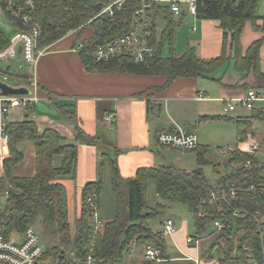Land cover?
<instances>
[{
    "label": "trees",
    "instance_id": "1",
    "mask_svg": "<svg viewBox=\"0 0 264 264\" xmlns=\"http://www.w3.org/2000/svg\"><path fill=\"white\" fill-rule=\"evenodd\" d=\"M108 0H39L36 19L41 24L42 32L39 39V48L48 47L67 34H74L77 43L83 45L78 53L89 72L129 74L137 76L166 77L165 91L177 79H212V75L233 63V70L245 77L252 75L259 81H264V72L261 67V50L264 46V15L259 16L261 0H195L197 17L220 23L224 32V41L220 57L211 60L200 59L195 48H188L182 57L174 54L176 24L172 20L169 5H156V11L166 15L167 26L161 36L157 37L156 30L152 43L158 46L157 55L142 64H136L127 58L116 59L110 63L99 64L93 59L94 52L101 45L107 44L130 31L136 3L128 1L123 8L115 13L113 18L97 17ZM96 18V19H94ZM91 23L87 24L90 20ZM261 21V25L258 22ZM247 23H252L255 30L263 34V39L253 43L246 52L242 46V35ZM87 24L86 26H84ZM90 30V32L88 31ZM10 43L0 30V50H4ZM168 45L170 53L164 52ZM166 54V55H165ZM9 75L8 72H2ZM27 85L31 79L26 76H17ZM263 95V94H261ZM62 114L76 126L77 142L87 146H99V139L87 135L81 127L76 111L72 106H59ZM264 114V112H262ZM264 117V116H263ZM216 118H202L213 120ZM238 123V127H241ZM9 158L4 162L5 177L0 178V233L9 238L13 232H23L32 226L39 216L43 217L46 228H53L59 237L61 247L73 248V256L83 259L90 252L100 264H122L126 254L133 247L153 246L161 250L164 259L173 258L166 238L152 225L153 220L159 218L166 210L165 204L151 209L148 206L147 195L150 183L155 184L157 196L169 205H183L193 216L195 235L198 239L207 242L203 249L205 262L217 260L219 264H250L245 246H250L256 257L264 263L262 258V242L258 232L259 225L251 218L236 221L235 232L218 235L212 227L216 220H226L232 224V213L225 215L213 207L202 204L212 191L213 185L205 177L202 166L207 164L205 155L207 148L198 154L199 168L188 172L174 165H161L153 168H140L134 178H124L121 175L118 156L123 151L102 154L101 167L109 168L112 191L116 200V217L106 222L102 233L95 236L94 207H100V198L105 186L102 179L88 183L83 189V204L80 216L73 226L69 220L67 192L64 185L58 183L61 178L74 177L79 149L78 145L69 144L56 131L41 132L34 122L24 121L11 123L8 127ZM246 132L238 133L239 144L246 141ZM31 142L36 152V174L32 178H18L13 169L24 160L20 151L22 142ZM199 149V148H198ZM197 149V150H198ZM196 150V151H197ZM245 160L252 161V168L247 170L237 167L222 179L232 180L241 186L249 184L264 185L263 167L259 166L256 157L236 150L230 156L229 165H240ZM60 161V165H58ZM10 187V196L5 199L7 187ZM92 203H88V199ZM236 206H243L251 212L262 210L264 200L252 203L245 199ZM205 213V217H201ZM162 219L159 223L161 225ZM93 249H84L91 247ZM64 254V253H63ZM56 253L55 264H77L73 259H67ZM49 253L45 250L42 262H46ZM141 264H154L141 261ZM166 264H179L171 262ZM183 264V263H182Z\"/></svg>",
    "mask_w": 264,
    "mask_h": 264
},
{
    "label": "crops",
    "instance_id": "2",
    "mask_svg": "<svg viewBox=\"0 0 264 264\" xmlns=\"http://www.w3.org/2000/svg\"><path fill=\"white\" fill-rule=\"evenodd\" d=\"M180 1L183 11L181 16H176L169 9V14L176 24L175 56L182 57L188 48L192 47L196 49L200 59L211 60L220 57L224 41V32L220 23L199 19L190 14L188 8L193 0ZM262 1L264 0H261V3ZM259 8L258 14L263 16L264 9ZM167 21L163 12L155 11L154 29L158 40L167 26ZM261 23L259 21L258 25L260 26ZM160 24L163 29L161 28L158 34ZM261 39L263 34L257 32L252 23H247L242 35L244 51L246 52L253 43ZM78 46L76 39L69 37L48 46L37 68L33 69L32 78L29 77L31 81L35 80L39 87L40 102L31 109L17 108L10 114V123L34 122L41 132L56 131L67 143L78 145L79 156L74 177L61 178L58 181L64 185L67 192L70 224L72 219L75 223L81 214L84 187L99 179L104 182L105 169L101 167L102 155L99 151L102 138L109 141L110 154L118 149L123 151L118 156V164L124 178H134L140 168L167 165V156L172 153V149L160 147L157 144V135L174 129L175 125L196 133L198 127L204 123L229 122L237 125L252 123L249 129L255 131L245 134L246 143L239 144L237 138L236 145L231 148L247 153L249 145L255 142L264 143L263 127L261 131L260 126L255 124L257 119H260L258 114L245 117L231 114L236 111H226L225 99L241 98L250 90H264V81H259L252 75L245 77L236 73L233 70V63L212 75L215 80L221 79L220 82L202 78L177 79L170 88L159 91L165 87L168 80L166 77L89 72L76 52ZM165 50L167 54L170 53L168 45ZM261 67L264 72V46L261 50ZM20 81L21 87L27 86L23 79ZM59 106H72L85 133L97 137L99 146L78 143L76 126L62 114ZM262 107H264L263 103L256 109L258 113H262L260 109ZM112 114L116 116L113 125L105 122V117ZM202 118L216 119L201 121ZM203 148L209 149L200 143L197 154ZM20 151L24 155V160L13 169L14 176L32 178L36 174L35 146L25 141L20 144ZM260 154L256 158L259 159ZM8 158L9 148L1 149L0 178L4 176V162ZM59 163L60 161L57 164L60 165ZM107 169V177H110L109 168ZM226 175L220 176L215 182L208 181L211 185H215ZM173 220L178 225L177 220ZM189 236L193 235L189 234L187 223H182L172 239L174 249L169 245L170 250L179 255L178 258L181 255L194 259L199 257V249L187 242ZM206 246L207 242L201 241L202 251ZM202 264L219 263L217 260L210 262L204 260Z\"/></svg>",
    "mask_w": 264,
    "mask_h": 264
},
{
    "label": "built area",
    "instance_id": "3",
    "mask_svg": "<svg viewBox=\"0 0 264 264\" xmlns=\"http://www.w3.org/2000/svg\"><path fill=\"white\" fill-rule=\"evenodd\" d=\"M128 1L136 3L130 31L107 44L99 46L93 55L96 63H110L116 59L127 58L136 64H142L153 59L156 57L158 49L157 45L152 43L156 5H169L172 13L176 16H181L183 13L180 0H108L97 17L103 15L113 18L115 13L120 11ZM38 4L39 0H0V11L17 30L15 36L9 39L10 43L8 46L4 50H0V63L15 57L21 49L20 54L23 56L24 61L33 69L37 68L40 58L47 52V47L39 48L42 28L36 19ZM188 11L197 17L195 0L190 3ZM1 32L7 37L6 33L2 30ZM75 33L76 31H72L65 37H70ZM82 48L83 45L80 44L76 48V52L79 53ZM26 88L29 91L26 95L11 96L0 93V150L9 148L10 137L7 130L11 124V112L17 108L31 109L40 102L39 87L35 80H32ZM224 102L226 111L229 112L236 111L238 107L251 110L255 108L256 103L264 104V96L255 90H250L241 98L225 99ZM115 121L116 116L114 114L105 117V122L109 124L113 125ZM157 144L167 149L190 152L199 148L200 141L197 133L189 132L183 127L175 125L174 129L157 135ZM263 149L264 143L255 142L248 147L247 153L256 157ZM235 152L236 149L231 147L223 150V154L227 156H231ZM252 166L251 160H245L240 164V167L247 170L251 169ZM9 195V191H6L5 199ZM245 199L250 200L252 203L264 200V185L252 183L248 186H241L232 180L221 179L213 185L208 198L202 204L206 207L215 208L223 215L227 211H231L232 224L226 220L213 222L212 227L218 235L226 234L229 231L235 232L237 229L236 221L238 220L251 218L256 221L259 225L258 232L261 237L262 258L264 260V212L262 210L251 212L243 206H236V203L242 205V201ZM88 203H92L91 198L88 199ZM97 211V208L94 207L93 221L97 230L96 233L103 231L105 228V223L100 219ZM200 216L205 217V213H201ZM158 230L164 238L168 239L175 236L178 228L175 221L169 218L163 221ZM16 235L22 237L21 242L13 240ZM201 241L203 240L194 236H189L187 239L188 244L195 245L199 249V257L196 259L183 255L180 258L164 259L161 250L146 245L144 246V260L154 264L171 262L202 264L204 259ZM244 251L247 253L250 264H264L256 257L250 246H245ZM44 253L45 249L41 243L40 236L32 226L27 227L23 232H13L9 238L5 234L0 233V264H45V262H42ZM73 261L77 264H100L92 253H89L83 259L75 258Z\"/></svg>",
    "mask_w": 264,
    "mask_h": 264
},
{
    "label": "rangeland",
    "instance_id": "4",
    "mask_svg": "<svg viewBox=\"0 0 264 264\" xmlns=\"http://www.w3.org/2000/svg\"><path fill=\"white\" fill-rule=\"evenodd\" d=\"M262 9H264V1H262L261 6ZM260 9V8H259ZM263 14V13H262ZM259 15H261L259 13ZM157 32L160 34L162 25H158ZM0 29L6 33L7 37L9 39H12L15 34L17 33V30L13 27L12 23L9 21V19L2 14L0 11ZM163 29V28H162ZM90 32V30H88ZM75 37L74 35L70 36V38ZM167 52L166 50L164 51ZM10 67V70L8 72V76L3 74L2 72H5L7 67ZM17 76H26L32 78L33 76V67L28 65L21 54H17L15 57L9 59L6 62L0 63V82H3L11 87L20 88L22 85V82L20 81V78ZM258 93L260 94L264 93L263 89H257ZM256 91V90H255ZM1 93V91H0ZM264 96V94L262 95ZM254 109L248 110L242 107H238L236 110V113L231 114H240L239 116H245V117H251L258 114L257 122H255L256 125L263 127L264 131V114L258 113L256 110L257 108L261 107V103H256ZM262 109V112H264V107L260 108ZM227 115V114H226ZM227 116H230L228 114ZM236 116H234L236 118ZM252 123H241V127H238L236 123H229V122H217V123H204L203 125L198 127V131L196 132L199 141L203 146L209 147L207 154L205 155V159H207V164L202 166L203 172L205 177L208 180H211L212 182H215L220 176L223 175H229L233 170H235L237 167H240V165H229L230 156L224 155L223 150L225 148L235 146L238 138V133L241 131H244L246 133H254V129L250 128ZM262 131V130H261ZM246 138V137H245ZM246 143V141H243V144ZM250 146V145H249ZM111 145L109 144V141L102 138V143H100L99 151L101 155L108 154L110 152ZM259 155V154H258ZM197 157L198 154L196 151H190V152H182L178 150H173L172 153H170L167 158L168 162L167 165L173 164L174 166L181 168V169H187L188 172H192L193 170H196L199 168L197 164ZM257 160L259 162V166L263 167L264 171V149L262 150L259 159L257 157ZM181 164V165H180ZM105 170H103V180L105 183V189L101 196V203L98 212V215L100 219L106 224V222H110L114 220L116 217V202H115V195L112 191V184H111V177H107V167L104 165L102 166ZM217 169V170H215ZM186 170V171H187ZM264 175V174H263ZM5 177L2 176V178ZM101 178V177H100ZM10 187L8 186L6 191H9ZM10 196V195H9ZM147 204L151 209H157L158 205L165 204L167 207L166 210H164L163 214L161 213L159 218L153 220L152 225L154 226V229L157 230L158 227H160L159 223L162 219L172 218L177 220L178 225L177 228H181L182 223H187L188 225V232L190 235H195V227H194V219L193 216L188 213V210L183 205H169L166 201L162 200L159 196H157L155 191V184L150 183L149 189H148V195H147ZM93 221V220H92ZM74 219H72L71 225L73 226L72 234L74 235ZM93 226H94V222ZM181 223V224H180ZM32 227L38 232L41 243L44 247V249L49 253V258L45 262V264H55L56 261V253L60 254L62 252L63 256H65L67 259H75L76 256H73L75 253V250L73 248H65L61 247L59 242L58 235L54 232L53 228H46L43 223V217L39 216L35 223L32 225ZM94 236L97 234L96 227H94ZM103 231H100L98 233H102ZM174 237H170L167 239L168 243L172 248L174 249ZM16 242H21L22 237L16 235L13 238ZM93 245L91 247H87L84 249H93ZM173 251V250H172ZM171 251V254L173 257H178L179 255L177 253H173ZM91 253V252H90ZM144 253L145 249L144 247H133L130 251V253L126 254L125 258L123 259L122 264H141L144 260ZM78 259V258H77ZM179 264H182L179 262Z\"/></svg>",
    "mask_w": 264,
    "mask_h": 264
},
{
    "label": "water",
    "instance_id": "5",
    "mask_svg": "<svg viewBox=\"0 0 264 264\" xmlns=\"http://www.w3.org/2000/svg\"><path fill=\"white\" fill-rule=\"evenodd\" d=\"M20 53H21V49H20ZM9 70H10V67L6 69V72H9ZM0 91H1V94L3 95H11V96L26 95L29 93L26 87L15 88L3 82H0Z\"/></svg>",
    "mask_w": 264,
    "mask_h": 264
}]
</instances>
